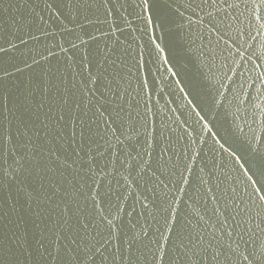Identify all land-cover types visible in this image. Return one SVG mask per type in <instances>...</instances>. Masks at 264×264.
<instances>
[{
    "label": "snow or ice",
    "instance_id": "1",
    "mask_svg": "<svg viewBox=\"0 0 264 264\" xmlns=\"http://www.w3.org/2000/svg\"><path fill=\"white\" fill-rule=\"evenodd\" d=\"M0 12V264H264V0H0ZM157 62L199 132L156 106ZM229 96L221 134L209 114Z\"/></svg>",
    "mask_w": 264,
    "mask_h": 264
},
{
    "label": "water",
    "instance_id": "2",
    "mask_svg": "<svg viewBox=\"0 0 264 264\" xmlns=\"http://www.w3.org/2000/svg\"><path fill=\"white\" fill-rule=\"evenodd\" d=\"M8 0H4V7H7ZM10 15V12H0V20L6 21L8 19V16ZM91 30V29H90ZM131 30L128 29L125 32V35H128V33ZM131 36H139L138 32H131ZM63 38H71L68 37L66 34L63 36H58L57 39H63ZM146 39V38H145ZM140 43H143V41H139ZM7 57L0 58V66H7ZM151 69V77L155 79V91L156 95L154 96V101L156 102V106L163 109L165 105H167L168 109L173 110L171 112V116L174 117L178 121H184L185 119L188 120L189 124H191L197 132L201 129V124L196 123L198 117L196 115V112H199V109L193 110L191 106H187L188 97L182 96V93L178 91V89L182 88V84L175 83L174 81H177L178 77H173L171 75V72L173 69L169 67L168 71H165V65L161 64L160 62H157L155 65L149 64L148 66ZM205 92L208 94L209 98L212 96H215V89L212 88L211 83H208L205 87ZM231 100V97L229 96L227 100L217 97V105L222 106H214L213 111L209 114L210 119H216V113L219 112V121L217 123V128H220V125L223 124L225 127H231L232 125V117L233 113L236 112L237 106L236 104L229 103ZM243 115V113H241ZM204 123V122H201ZM237 124H242L243 122L239 119L236 120ZM182 127H185L189 133H192V128L188 127L187 125H183ZM208 128H211L212 125L209 123L207 125ZM217 128H212L213 135L209 136L207 133V129L204 130V132L201 134V138L203 140H206L207 143L202 145L203 150L205 154L211 155L212 150L219 149V144L215 143V141L219 140V136L215 135ZM221 134H223V128H220ZM195 135V133H192ZM217 157L221 156V153L218 151L216 152ZM201 156L204 157V153H201ZM223 159L226 162V164L231 165L232 161L228 158L227 154H223Z\"/></svg>",
    "mask_w": 264,
    "mask_h": 264
}]
</instances>
